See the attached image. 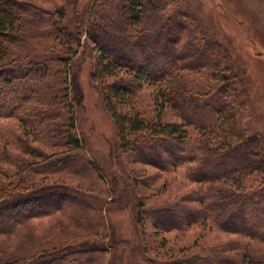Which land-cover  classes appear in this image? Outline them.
I'll list each match as a JSON object with an SVG mask.
<instances>
[{"label":"trees","instance_id":"16d2710c","mask_svg":"<svg viewBox=\"0 0 264 264\" xmlns=\"http://www.w3.org/2000/svg\"><path fill=\"white\" fill-rule=\"evenodd\" d=\"M166 2L94 0L86 13L78 15L74 30L55 20V16L62 18L65 14L61 7L46 19L52 28L48 36L59 42V47L49 53L51 58L43 59L27 49L30 24L39 25L43 17L24 0H0V119L15 117L30 133L59 148L54 152L59 156L79 148L68 62L82 46L93 58V75L100 79L106 106L118 125L119 149L139 153L144 161L164 170L188 161L192 164L189 178L201 186L196 191L198 196L190 193L184 198L200 201L202 208L179 205L144 209L142 222L166 232L184 223L194 224L199 218L204 226L236 235L219 247L183 257L169 253V258L151 264H264V249L257 246L264 244V137L249 135L245 127L250 91L232 65L222 64L228 49L219 47L217 52L222 57L218 58L213 49L216 44L208 42L209 46L206 42L203 46L199 40L196 46L197 28L190 22L193 17L181 10L166 15ZM183 35L189 37L185 45H181ZM54 59L66 68L57 70L64 85L51 92ZM205 65L211 68V81L187 78L186 71L203 70ZM146 82L183 122L117 112L116 104L123 103L136 86ZM62 107L70 114L66 117L63 113L60 123L56 120ZM206 110L212 114L208 120L213 123L207 124ZM191 126L200 131L198 140L188 139ZM18 138L16 147L22 153L3 151L0 156L3 163L20 168L15 173L0 167V175L10 179L5 184L0 178V235L10 234L29 219L58 214L77 203L71 187L35 178L36 174L60 170L67 164L66 157L39 167L41 161L28 154L44 160L52 155ZM25 170L31 173H21ZM101 248L108 247L71 242L30 255L0 247V264H69L76 251Z\"/></svg>","mask_w":264,"mask_h":264},{"label":"rangeland","instance_id":"374dc122","mask_svg":"<svg viewBox=\"0 0 264 264\" xmlns=\"http://www.w3.org/2000/svg\"><path fill=\"white\" fill-rule=\"evenodd\" d=\"M24 1L43 17L39 25L30 24L27 49L44 59L51 58L49 53L57 52L59 47V42L55 43L48 36L52 28L46 19L62 7L64 16H55V20H61V24L74 30L78 15L83 11L86 13L94 0ZM166 1V15L181 10L193 17V21L189 20L197 28L196 46L199 40L203 46L206 42L212 46L216 44L213 49H216L218 58L222 57V53L217 52L219 47L228 49V52L223 50L222 64L232 65L241 74L251 95L245 127L249 135L261 134L264 137V0ZM182 39L181 45L189 42L187 35ZM204 53L203 56H207ZM68 63L71 67L68 85L76 116L74 132L81 138V145L60 155L67 159V164L60 170L36 174L35 178L48 184L61 183L71 187L75 193L74 202L78 204L72 203L58 214L29 219L10 234L0 235V247L9 252L25 251L31 255L46 248L67 246L71 242H90L105 244L108 248L76 251L69 260L71 264H151L152 261L169 258V253L173 257L188 256L207 247H219L221 242L236 237L200 224L199 218L194 224L184 223L166 232L158 231L152 223L142 222L141 210L144 209L179 205L202 208L200 201L184 198L190 193L198 196L196 191L201 188L189 178L192 164L183 161L164 170L144 161L139 153L120 150L118 125L106 106L100 79L93 75V58L85 48L78 46V52ZM61 65L56 59L52 61L51 92L64 85L62 74H57L58 69L66 68L64 63ZM206 65L203 70L186 71L187 78L211 81V68ZM127 97L115 106L119 114L138 112L147 119L159 116L164 122H183L171 107L161 103L150 82L136 86ZM67 109L61 108V116L56 121L61 123L63 113L68 117ZM204 114L206 120L211 118L208 110ZM213 122L211 119L207 124ZM188 129V139L199 138V130L193 126ZM19 136L32 147L52 155V158L44 160L28 154L31 159L41 161L39 167L60 157L59 153H54L59 148L50 147L47 139L44 142L35 133H30L15 117L0 119V156L3 151L22 153L16 147ZM0 167L15 173L20 170L15 165L3 163L1 158ZM26 172L29 170L21 173ZM0 178L5 184L10 180L4 175ZM257 246L264 249V244L257 243Z\"/></svg>","mask_w":264,"mask_h":264}]
</instances>
